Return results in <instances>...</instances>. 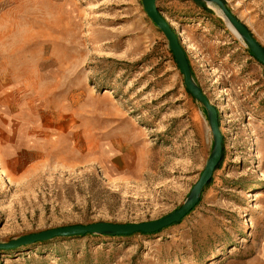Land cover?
I'll use <instances>...</instances> for the list:
<instances>
[{
    "label": "rangeland",
    "instance_id": "rangeland-1",
    "mask_svg": "<svg viewBox=\"0 0 264 264\" xmlns=\"http://www.w3.org/2000/svg\"><path fill=\"white\" fill-rule=\"evenodd\" d=\"M223 1L264 48V0ZM157 8L223 137L199 202L155 232L54 237L0 251V264H264V66L216 7ZM211 147L141 0H0V242L158 220Z\"/></svg>",
    "mask_w": 264,
    "mask_h": 264
},
{
    "label": "water",
    "instance_id": "water-1",
    "mask_svg": "<svg viewBox=\"0 0 264 264\" xmlns=\"http://www.w3.org/2000/svg\"><path fill=\"white\" fill-rule=\"evenodd\" d=\"M158 0H141L142 8L147 17L162 32L167 40L169 51L174 56L178 70L183 76V86L189 92L194 101H196L204 110L207 116L209 131L212 134V149L205 160V166L200 173L197 182L191 187L185 201L171 213L153 221H143L142 223H108L96 222L86 225H71L65 227L50 228L49 230L34 232L18 236V238L0 242V251L17 249L22 245L34 244L37 241H47L54 237L81 236L84 234H100L105 236H127L132 233L155 232L168 225L174 224L190 213V210L199 202L201 192L205 185L211 180L213 171L219 164L222 155V133L219 130V121L216 108L208 101L200 86L194 80L188 58L180 45L179 39L172 26L167 23L164 16L157 8ZM195 4L206 6L212 10V7L218 9V13L227 23L229 28H233L237 37L242 39L250 54L256 61L264 66V48L251 35L249 29L238 20V18L229 10L223 0H192Z\"/></svg>",
    "mask_w": 264,
    "mask_h": 264
},
{
    "label": "bare ground",
    "instance_id": "bare-ground-1",
    "mask_svg": "<svg viewBox=\"0 0 264 264\" xmlns=\"http://www.w3.org/2000/svg\"><path fill=\"white\" fill-rule=\"evenodd\" d=\"M169 23H171V22H169ZM172 24V23H171ZM230 30L231 31H233V33L237 36V33L235 32V30L232 28H230ZM45 124V123H44ZM51 125V124H50ZM49 126V125H48ZM47 127V126H46ZM60 127V126H59ZM45 129V128H44ZM47 129V128H46ZM59 129V128H58ZM260 138V137H259ZM255 142V141H254ZM256 143H257V141H256ZM255 150V149H254ZM258 155V154H257ZM259 156V155H258ZM263 175V174H262ZM253 196V195H252Z\"/></svg>",
    "mask_w": 264,
    "mask_h": 264
},
{
    "label": "trees",
    "instance_id": "trees-1",
    "mask_svg": "<svg viewBox=\"0 0 264 264\" xmlns=\"http://www.w3.org/2000/svg\"><path fill=\"white\" fill-rule=\"evenodd\" d=\"M196 6H198V7H202V8H204L205 10H208V11H210V9H208L206 6H203V5H198V4H196Z\"/></svg>",
    "mask_w": 264,
    "mask_h": 264
}]
</instances>
